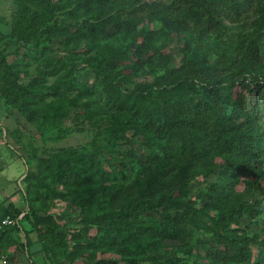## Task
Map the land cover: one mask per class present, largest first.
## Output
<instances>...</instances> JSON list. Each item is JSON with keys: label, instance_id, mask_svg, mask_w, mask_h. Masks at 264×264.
<instances>
[{"label": "rangeland", "instance_id": "1", "mask_svg": "<svg viewBox=\"0 0 264 264\" xmlns=\"http://www.w3.org/2000/svg\"><path fill=\"white\" fill-rule=\"evenodd\" d=\"M53 1L58 6L54 27L37 49L32 44L24 45L12 33L17 11L14 0H0V49L18 72L20 83L33 92L31 108L50 112L51 118L46 122L29 121L0 100V203L6 201L8 207L11 205L23 215L22 230L9 235L1 248L12 264H98L100 261L127 264L120 254L103 243L107 224L93 223L102 210L96 199L82 196L85 209L62 188L59 192L66 194L64 198L48 193V181L39 172L38 160L66 148L97 149L109 177L108 186L147 183L150 177L158 175L165 185L147 191L150 199L158 203L167 199L191 200L212 216L234 211L237 221L232 223V228L252 237L260 234L264 229V214L255 215L251 221L236 212V208L242 203L254 205L264 201V159L246 166L239 155H226L198 138L191 146L202 144L198 147V151L204 152L202 159L187 155L182 140H176L178 145L170 160L158 143L134 128L143 121L135 117L134 111L107 103L103 84L112 86L117 97L124 96L131 107L136 96L149 93L167 70L179 68L190 59L198 65L207 62L240 70L251 36L263 19L264 0H236L239 8L225 9L216 30L208 21L209 7L198 0ZM144 2L165 6L174 2L181 11L176 12L172 21H147L137 31L119 34L115 15L120 9ZM93 24H99L97 37L89 32ZM186 26L191 29L186 30ZM140 30L159 33L153 49L143 46ZM107 34L112 37L106 39ZM254 43L264 49V32ZM255 61L260 64L251 72L242 71L241 75L242 83H261L255 96H249L241 84L226 86L224 94L230 100L229 114L242 106L255 109L264 136V52L258 51ZM52 62H59L55 74L48 68ZM102 69L106 71L99 74ZM239 94L244 98L243 104L235 107L233 100L237 101ZM51 103L58 110V117L49 108ZM121 127L126 129L105 134L109 128ZM146 150L159 156L156 164H144ZM20 156L28 159L29 171ZM214 185L218 194L211 191ZM138 194L141 195L134 191L129 196ZM162 210L158 208L143 219L158 220ZM210 237L194 231L186 242L165 240L147 254L157 264H213L207 258ZM258 254L254 246L253 258L242 264H255Z\"/></svg>", "mask_w": 264, "mask_h": 264}, {"label": "trees", "instance_id": "2", "mask_svg": "<svg viewBox=\"0 0 264 264\" xmlns=\"http://www.w3.org/2000/svg\"><path fill=\"white\" fill-rule=\"evenodd\" d=\"M198 1L209 7L208 21L214 30L219 28L225 9L237 11L240 5L236 0ZM14 3L17 11L13 18L12 33L24 45L32 44L40 49L42 43L49 37L47 34H50L54 27L58 12L57 4L53 0H14ZM119 11L115 15L117 18H114V23L117 32L124 36L137 31L138 26L147 21L158 20L165 23L167 20L172 21L171 18L176 12L181 11V8L174 2L170 6L159 2H144ZM98 27L99 24H93L89 29L95 37L98 35ZM190 29L186 26V30ZM263 32L264 16L251 36L249 48L245 53L246 60H243L240 70L223 68L207 62L205 65H198L196 61L190 59L179 68L167 70L164 76L157 79L149 93L136 96L131 107L124 100V96L117 97L112 86L103 84L107 89V103L121 110L134 111L135 117L143 120L137 122L134 128L158 143L170 160L173 159V150L178 145L174 142L176 140H182L183 150L187 155H195L202 159L204 152L198 151L202 144L191 146L193 140L200 138L204 145H214L226 155H239L241 162L246 166L260 163L264 159V136L257 124L258 116L255 109H246L242 106L239 111L229 114L227 107L230 100L227 99L224 90L226 86L232 88L239 84L248 91L249 96H255L260 90L261 83L258 81L252 85L242 83L244 79L241 75L242 71L251 72L256 64H260L255 61L256 53L258 51L263 53L264 49L254 42ZM158 34L157 31H139L144 40L143 46L148 49L155 47ZM107 35L106 39L112 37L110 34ZM153 57L155 58V55ZM106 61L109 63V58ZM48 68L54 74L57 73L59 62L50 63ZM104 71L106 70L102 69L99 74ZM32 95L33 92L20 83V76L10 63L6 52L0 49V100L17 109L29 121L50 120V112L31 108ZM243 100L239 94L237 101L233 100L234 106L236 107L238 103L242 105ZM49 108L55 112V117H58V110L54 109L52 103L49 104ZM121 129L125 130L126 127L109 128L105 134H117ZM195 156L192 158L195 159ZM20 158L29 171L28 159L21 156ZM143 160L144 164L154 165L159 156L146 150L143 153ZM38 169L48 181L46 184L48 193L54 197H66V194L59 192L62 188L69 196L73 195L80 202L84 195L88 200H97V206L102 210L96 214L93 223L107 224L108 232L102 237L103 243L120 254L127 264L146 262L157 264L155 259L148 256L149 249L158 248L165 240L186 242L194 231L211 235L207 258L213 264L249 262L254 256V246L259 251L255 264H264V229L252 237L242 230L232 228V223L237 221L234 211L229 210L212 216L208 210L197 207L196 202L191 200L167 199L158 203L150 199L147 191L158 185L159 187L165 185L158 175L150 177L147 183L136 181L128 187L108 186L109 177L97 149H59L48 157L40 158ZM134 191H139L141 195L129 196V193ZM211 191L219 193L216 185L211 186ZM39 193L37 190L36 194ZM81 204L87 208L83 202ZM158 208H163L160 219H143L145 215L157 211ZM236 212L246 215L252 221L255 215L264 214V201L254 205L242 203L236 208ZM7 217L22 219L19 226L8 227L0 233V249L9 235L22 230L21 212L14 211L11 205L8 207L6 201L1 202L0 220ZM0 253L3 252L0 250ZM98 264L114 263L100 261Z\"/></svg>", "mask_w": 264, "mask_h": 264}, {"label": "built area", "instance_id": "3", "mask_svg": "<svg viewBox=\"0 0 264 264\" xmlns=\"http://www.w3.org/2000/svg\"><path fill=\"white\" fill-rule=\"evenodd\" d=\"M22 217H19L18 220L7 217L0 220V233L4 232L8 227L19 226V221ZM0 264H12L7 255L0 253Z\"/></svg>", "mask_w": 264, "mask_h": 264}, {"label": "crops", "instance_id": "4", "mask_svg": "<svg viewBox=\"0 0 264 264\" xmlns=\"http://www.w3.org/2000/svg\"><path fill=\"white\" fill-rule=\"evenodd\" d=\"M1 250V249H0ZM4 254V253H3Z\"/></svg>", "mask_w": 264, "mask_h": 264}]
</instances>
